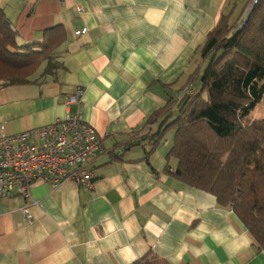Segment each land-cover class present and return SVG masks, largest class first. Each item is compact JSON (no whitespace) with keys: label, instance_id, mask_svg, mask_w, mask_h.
<instances>
[{"label":"crops","instance_id":"1","mask_svg":"<svg viewBox=\"0 0 264 264\" xmlns=\"http://www.w3.org/2000/svg\"><path fill=\"white\" fill-rule=\"evenodd\" d=\"M242 0H0L21 45L56 26L64 34L23 84L0 81V134L51 124L64 99L83 88L81 112L102 140L91 188L38 183L31 221L20 196L0 198V264H264L243 223L211 193L165 168L169 139L147 157V118L177 94L198 65V48L220 15ZM78 7L83 10L79 12ZM82 27L87 32L76 36ZM72 105L70 112L74 113ZM169 171L177 160H169Z\"/></svg>","mask_w":264,"mask_h":264},{"label":"trees","instance_id":"2","mask_svg":"<svg viewBox=\"0 0 264 264\" xmlns=\"http://www.w3.org/2000/svg\"><path fill=\"white\" fill-rule=\"evenodd\" d=\"M247 6V5H246ZM245 6V8H246ZM244 11V9H243ZM222 13L198 48L199 64L166 103L147 118L140 140L147 157L168 133L171 146L165 170L179 181L211 193L230 208L264 248V118L249 119L264 101V0H256L246 19ZM38 43L19 44L11 20L0 7V81L23 84L46 63L43 74L59 64L55 49L64 34L56 26ZM187 87L193 93L178 95ZM177 165L169 171V160Z\"/></svg>","mask_w":264,"mask_h":264},{"label":"built area","instance_id":"3","mask_svg":"<svg viewBox=\"0 0 264 264\" xmlns=\"http://www.w3.org/2000/svg\"><path fill=\"white\" fill-rule=\"evenodd\" d=\"M86 32L87 28L82 27L74 34ZM191 93L193 88L187 87L178 97ZM82 95L83 88L78 87L65 97L63 119L19 133L0 134V198L23 197L27 204L20 210L26 221H31L30 206L36 203L30 194L33 185L48 183L57 188L72 181L92 187V164L105 150L100 136L82 116ZM72 105L76 106L74 113L70 112Z\"/></svg>","mask_w":264,"mask_h":264},{"label":"rangeland","instance_id":"4","mask_svg":"<svg viewBox=\"0 0 264 264\" xmlns=\"http://www.w3.org/2000/svg\"><path fill=\"white\" fill-rule=\"evenodd\" d=\"M243 4L247 3L246 8H244V11H242L235 19H239V22L243 19V21L245 20V18L247 17V13L248 11L251 9L252 7V2L253 0H242ZM200 58L198 57L195 62H197V64H199ZM257 118H264V101L260 100L257 105L255 106V108L251 111L250 115H249V119H257ZM169 137V134L166 136L167 139Z\"/></svg>","mask_w":264,"mask_h":264},{"label":"water","instance_id":"5","mask_svg":"<svg viewBox=\"0 0 264 264\" xmlns=\"http://www.w3.org/2000/svg\"><path fill=\"white\" fill-rule=\"evenodd\" d=\"M246 19V18H245Z\"/></svg>","mask_w":264,"mask_h":264}]
</instances>
